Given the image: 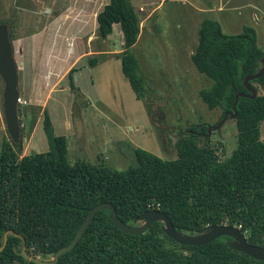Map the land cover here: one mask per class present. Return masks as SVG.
I'll return each mask as SVG.
<instances>
[{
    "label": "trees",
    "instance_id": "trees-1",
    "mask_svg": "<svg viewBox=\"0 0 264 264\" xmlns=\"http://www.w3.org/2000/svg\"><path fill=\"white\" fill-rule=\"evenodd\" d=\"M20 0H16L17 6ZM8 20L0 19V23ZM131 0H108L96 14L97 33L105 40L119 24L123 49L115 54L121 71L137 99L145 97L146 79L130 48L137 42L142 25ZM10 40L13 34L9 30ZM264 50L256 31L244 24L235 34L223 32L219 22L203 17L196 29V43L189 54L204 84L198 96L208 110H219L218 120L232 109L237 92L249 93L245 75L261 67ZM96 57L90 59L95 63ZM71 79V69L68 72ZM69 79L70 85L72 84ZM257 94L241 96L236 103V147L219 156L217 145L198 143L191 134L179 136L175 158H161L141 147H132L133 160L123 169L95 160L68 157L65 135L54 133L43 109L42 129L47 149L22 154V140L3 137L0 149V264H36L17 252L25 238L29 255L49 259L72 240L88 210L110 202L118 217L129 225L150 209L166 213L174 228L196 234L209 226H238L250 244L264 246V74L249 80ZM25 105H18V116ZM228 117V116H227ZM19 124L21 121L19 119ZM30 130L35 115L26 120ZM206 124L203 130L206 131ZM22 133V128H21ZM155 221L139 235L121 231L106 208L98 210L74 247L55 264H264L228 245L222 235L201 245H183L168 237ZM17 233L19 236H15Z\"/></svg>",
    "mask_w": 264,
    "mask_h": 264
},
{
    "label": "rangeland",
    "instance_id": "rangeland-1",
    "mask_svg": "<svg viewBox=\"0 0 264 264\" xmlns=\"http://www.w3.org/2000/svg\"><path fill=\"white\" fill-rule=\"evenodd\" d=\"M107 1L20 0L17 6L16 0H0V19L11 23L19 97L27 103L18 116L22 154L47 149L42 129L46 109L54 133L66 136L70 160L100 155L107 165L123 169L132 163L136 146L175 158L174 125L213 124L220 115L200 100L204 78L189 59L201 19L217 20L228 34L251 25L264 50V0H131L143 26L130 48L146 79L145 97L137 99L114 56L123 49L119 24L105 40L97 33L96 14ZM2 88L0 78V149L3 137L9 139ZM258 90L264 93V86ZM32 115L35 124L29 130L26 120ZM217 130L219 136L211 133L210 142L223 148L219 156L229 155L236 147L233 118ZM260 132L264 139V119Z\"/></svg>",
    "mask_w": 264,
    "mask_h": 264
},
{
    "label": "water",
    "instance_id": "water-1",
    "mask_svg": "<svg viewBox=\"0 0 264 264\" xmlns=\"http://www.w3.org/2000/svg\"><path fill=\"white\" fill-rule=\"evenodd\" d=\"M264 74V53L261 58V67L252 74L245 75L243 78V84L249 93L237 92L234 96V101L232 104V109L222 116L219 120L216 127H219L223 124L227 116L234 118L236 116V103L238 97L247 96L254 98L257 94L256 89L249 84V80L256 79ZM0 78L3 82V88L1 92V105H2V113L5 122V129L9 138L17 143L21 140L19 120H18V71L16 61L13 55L12 43L9 37V30L6 23H0ZM209 132V128L207 129ZM106 208L109 210V217L113 224L118 227L121 231L132 234L139 235L146 231L149 226L155 221L162 222V230L163 232L176 241L179 244L183 245H201L208 243L217 237L222 235H226L232 238V240L228 241V245L235 250L245 253L246 255L264 261V246H258L254 244H250L246 241V238L240 228L238 226L230 225V224H217L213 226H209L205 231L196 233V234H184L178 232L174 226L170 218L166 213L159 209H150L147 210L140 215H138L134 221L140 222L138 225H129L123 222L117 215L116 209L110 202H100L93 207H91L83 222L76 230L72 240L66 246L59 248L51 258L49 259H41L32 255H29L26 252L25 238L20 235L22 239V244L20 249L18 250V254L26 260L34 262L36 264H55L60 255L70 251L77 241L80 239L83 232L89 226L95 213L100 210ZM6 234L3 236V244L0 247L2 249L6 243ZM15 236H19L17 233H14Z\"/></svg>",
    "mask_w": 264,
    "mask_h": 264
},
{
    "label": "flooded vegetation",
    "instance_id": "flooded-vegetation-1",
    "mask_svg": "<svg viewBox=\"0 0 264 264\" xmlns=\"http://www.w3.org/2000/svg\"><path fill=\"white\" fill-rule=\"evenodd\" d=\"M227 118H230L229 116ZM219 120L217 119L216 121L213 122V124H209L208 122L205 121H200L198 122H192V123H185L184 125H178L173 127L174 131L177 133V138L183 134H191L196 139L203 138L205 142H210L209 135L211 133H215L216 135L219 136L218 130L219 127H216L218 124ZM203 124H206V131L203 130ZM209 128V132H207V129ZM212 129V130H211Z\"/></svg>",
    "mask_w": 264,
    "mask_h": 264
},
{
    "label": "built area",
    "instance_id": "built-area-1",
    "mask_svg": "<svg viewBox=\"0 0 264 264\" xmlns=\"http://www.w3.org/2000/svg\"><path fill=\"white\" fill-rule=\"evenodd\" d=\"M18 104L19 105H25L27 104L25 100L21 99L20 97L18 98Z\"/></svg>",
    "mask_w": 264,
    "mask_h": 264
}]
</instances>
